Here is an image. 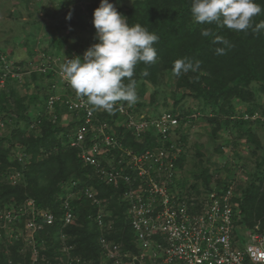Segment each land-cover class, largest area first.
<instances>
[{
    "label": "trees",
    "instance_id": "1",
    "mask_svg": "<svg viewBox=\"0 0 264 264\" xmlns=\"http://www.w3.org/2000/svg\"><path fill=\"white\" fill-rule=\"evenodd\" d=\"M191 3L192 0H133L129 6H115L118 12L128 18L130 26L139 23L159 37L154 44L157 62L148 66L139 63L135 67L133 79L137 82V103L132 106L125 101H117L116 104L138 115L151 107L154 116L170 112L178 119L175 142L182 150L176 163L178 172L185 160L182 145L187 140V128L180 126L190 122L188 116L194 110L190 108L183 112L178 107L186 99H192L196 103L197 111L212 127V139L215 142L222 141L215 149L217 152L222 153V148L230 143L234 148L237 146L236 140L229 142L227 137L219 135L221 132L234 135L235 139L243 135L248 143L255 145L254 154L257 151L263 152L250 180L240 190V200H237L235 231L240 234L244 230L252 231L258 222L264 227V147L255 140L254 130H251L252 123H256L258 128H264V123L261 120L251 122L244 119L245 116L256 114L259 108L263 109L260 117H264V105L261 106V102L264 103V30L237 32L227 27H217L215 23L198 24L192 18ZM256 3L264 8V0H256ZM99 4L100 0H92L85 7L74 5L64 13V27L71 31L50 41L51 49H43V57L46 56L47 59L41 66L45 71L37 70L31 76L36 88L39 82L45 84L47 81L46 86L42 85L40 93L24 96L18 94L16 86L19 81L11 78L10 73L6 75L4 62H9V57L0 50V131L7 129L6 134H0V210L10 206L20 207L31 200L38 210L54 215V225L35 235L37 264H55V258L60 256V233L65 234L68 244L74 247L72 257L79 258L86 264H99L101 233L94 220L98 207L82 194V190L86 188L96 192V198L104 203L105 212L109 215L104 221L110 220L113 224L114 230L106 238L121 245L124 251L135 252L133 233L126 220V206L121 203L125 187L115 189L100 182L93 167L81 162L80 151L69 147V138L83 124V114L68 110L65 103L70 99L74 100L77 94L70 98L60 97L54 101L52 108L48 106L49 98L59 95L50 93L53 77H57V71L51 66L52 60L54 57L60 58L61 50L68 45L75 32L83 33L90 29L93 42H98L92 21L93 12ZM69 15L70 19L67 18ZM253 19L255 23L264 21V12ZM202 29H211L229 41L231 47L226 50V54H215V48L222 45L213 44L212 37L201 36ZM28 54L35 55L31 49H28ZM67 56L72 57L70 52ZM3 57L5 61L1 59ZM185 57L201 61L200 69L175 76L172 71L173 62ZM145 70L148 72L147 76L142 75ZM164 75H174L175 90L170 96L173 108L169 110V104L162 102L165 111L160 112L157 102L159 95H164L158 85ZM37 77L39 82H36ZM124 82L127 83V79ZM148 86L153 92L149 101H146L144 96ZM237 104L241 105L242 111L236 109ZM64 116L70 117L67 126L62 123ZM94 119L112 127L116 139L124 148L131 149L136 154L154 149L155 139L151 135L145 134L139 141L126 128L115 126V123L120 124L124 120L116 107L111 113L96 109ZM85 145H90L88 139ZM169 145L168 143L165 148L168 149ZM233 153L239 157L237 152ZM119 156V152L111 151L101 163L108 167V161L113 158L117 162ZM225 164L223 166L226 167L227 174L233 172L227 169L229 162ZM212 173L204 170L200 175H195V181L189 184L184 180L178 181L177 178L176 185L181 192L187 195L191 193L197 198L215 187L224 190L229 186L219 180L213 184ZM72 192L76 194L71 201L76 221L74 225L63 227L62 202ZM22 227L20 224L19 229ZM3 232L1 231L2 236ZM4 242L5 238L0 241V264H31L34 257L22 238L8 246Z\"/></svg>",
    "mask_w": 264,
    "mask_h": 264
},
{
    "label": "built area",
    "instance_id": "2",
    "mask_svg": "<svg viewBox=\"0 0 264 264\" xmlns=\"http://www.w3.org/2000/svg\"><path fill=\"white\" fill-rule=\"evenodd\" d=\"M1 59L5 61L4 57ZM4 65L6 75H12L14 72L8 70L7 62ZM55 100H59L57 95L49 98V108ZM65 104L68 110L83 114V124L69 138V147L80 151L81 162L93 167L100 182L115 189L125 187L121 203L126 206V220L133 233L135 252L124 251L121 245L106 238L114 229L110 220L104 221L109 216L105 205L96 198L93 190H82L84 197L98 207L94 220L101 233L99 264H264L261 258L264 227L258 222L252 231L244 230L240 234L235 231L237 200L241 196L234 187L228 186L224 190L215 187L200 198L178 189L176 163L182 150L175 142V131L179 121L170 112L159 116L138 115L115 104L124 117L122 123H115L116 127L126 128L136 140L149 134L158 141V148L136 154L122 146L112 127L95 121V110L86 103V98L77 96ZM251 118L264 123V117L257 113L244 117L246 120ZM87 139L88 146L85 145ZM111 151L120 153L119 160L116 162L112 158L105 167L101 160ZM75 195L70 193L62 202L63 227L74 225L76 221L71 205ZM54 222L51 212L38 210L31 200L20 207H5L0 210V241L5 238L12 244L22 238L34 257L31 264H37L35 235L52 227ZM20 224L22 229H19ZM1 231H4L3 236ZM59 235L60 256L55 258V264H86L72 257L74 247L68 244L65 234Z\"/></svg>",
    "mask_w": 264,
    "mask_h": 264
},
{
    "label": "rangeland",
    "instance_id": "3",
    "mask_svg": "<svg viewBox=\"0 0 264 264\" xmlns=\"http://www.w3.org/2000/svg\"><path fill=\"white\" fill-rule=\"evenodd\" d=\"M132 1L109 0L114 6H129ZM91 2L92 0H0V50L8 55L7 58L9 57L8 70L14 72L10 75L11 78L19 81L16 86L18 94L24 96L31 93H40L39 91L42 90L43 86L47 85V81L45 84L40 83V79L37 77L38 81L36 82H39V85L36 88V83L31 78L32 74H35L34 72L44 69L41 65L45 64L47 58H45L46 56L43 57V49H51L49 46L51 40L59 39L60 36L71 31L64 27L63 15L65 12L71 10L74 5L85 7ZM59 26L62 28L60 29ZM57 28H59V31H57ZM93 40L90 29L83 33L75 32L71 35L68 45L60 52V58L54 57L52 60L51 66L57 71V77H53L50 93H58L57 97L59 98H70L76 94L60 72L59 65L69 59L68 52L71 53L72 57H82L84 52L95 44ZM28 49H31L36 56L29 55ZM158 87L164 95L163 97L159 95L157 102L160 112L165 111L162 102H167L169 104L168 109L171 110L173 102L170 96L175 90L174 75H164ZM147 90L144 99L149 101L153 89L148 86ZM261 103V106L264 105L263 102ZM178 107H181L183 112L190 108H194V110L193 114L188 116L190 122H187L184 125L185 127L180 126V128H187L185 135L187 140L182 145L185 160L182 169L178 172L177 180H184L189 184L195 181V175H200L204 170L209 173L215 171V173H212L213 184L218 180L227 183L229 186L234 187L238 195L241 196L240 190L250 180L254 167L257 161L261 159L263 152L257 151L254 154L256 147L254 144L248 143L245 136L242 135V137L235 139L234 135L224 132L219 133V135L224 138L227 137L229 142L236 140L237 146L234 148L230 143L229 146L225 145L226 147L222 148V153L217 152L215 149L222 144V141L215 142L212 139V127L204 120V116L197 111L196 103L192 99H186ZM236 109L243 110L241 105L238 104ZM144 110V113L153 114L151 107ZM262 110L261 108L257 110L259 116ZM8 120L9 117L6 118V122ZM69 120V116H64L62 119L63 125L67 126ZM250 121L254 122V119L251 118ZM252 124L251 130H254V138H257L255 140L264 147V128H258L259 126L256 123ZM6 133V128L0 131V134ZM158 146V141H156L154 147L158 148ZM233 151L237 152L239 157L235 156ZM227 162H229L228 166L230 165L227 169L233 170L230 174H227L225 169V163ZM224 164L225 166H223ZM9 244L11 243L5 239L4 245L8 246Z\"/></svg>",
    "mask_w": 264,
    "mask_h": 264
},
{
    "label": "clouds",
    "instance_id": "4",
    "mask_svg": "<svg viewBox=\"0 0 264 264\" xmlns=\"http://www.w3.org/2000/svg\"><path fill=\"white\" fill-rule=\"evenodd\" d=\"M191 15L198 24L215 23L217 27L240 32L264 30V21L255 23L254 17L264 12L256 0H192ZM70 19V15L67 17ZM95 39L82 57L66 59L59 70L78 97L86 98L93 110L111 113L117 101L134 105L138 101L137 82L133 79L137 64L153 65L157 62L154 47L159 37L137 23L129 25L128 18L117 11L109 0H100L93 12ZM201 36L212 37L216 55L226 54L229 41L211 29H202ZM201 61L180 58L173 62V74L180 76L200 69ZM142 75L147 76L145 70ZM127 79V83H125ZM264 259V254H261Z\"/></svg>",
    "mask_w": 264,
    "mask_h": 264
}]
</instances>
